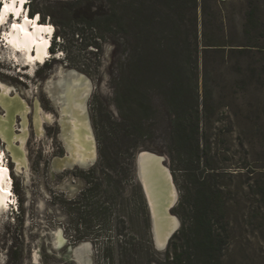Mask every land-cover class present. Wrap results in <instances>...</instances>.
I'll return each instance as SVG.
<instances>
[{"label":"rangeland","instance_id":"374dc122","mask_svg":"<svg viewBox=\"0 0 264 264\" xmlns=\"http://www.w3.org/2000/svg\"><path fill=\"white\" fill-rule=\"evenodd\" d=\"M27 1L32 16V10L38 13L66 0ZM199 2L200 43L192 59L177 48L183 45V34L164 39L160 30L167 27L148 9L154 19L148 44L161 41L168 48L148 56L150 70L130 77L132 109L120 110L117 104V90H125L128 83V76L119 72L128 50L116 32L83 28L78 36L72 30L80 26L71 20L59 38L56 25L45 16L40 23L50 24L55 32L44 62L28 66L23 54L0 47V94L7 89L0 99V120L11 103L19 107L11 115V144L0 126V151L17 201L0 214V264H177L169 250L187 241L189 258L183 264H264V0ZM208 44H220L221 49H207ZM165 64L176 72L166 73ZM171 79L179 85L176 111L165 86ZM73 104L94 146L92 163L71 160ZM196 105L200 151L187 144L182 157L190 158L181 162L176 159L178 146L172 149L168 116L175 111L188 117ZM121 113L141 129H136L133 157L125 158L131 169L124 188H116L113 181L106 184V173L114 180L120 170L102 166L97 125L118 120ZM140 150L164 159L177 192L169 214L177 218L178 229L163 248L154 244L148 204L136 175ZM65 157L72 164L64 163ZM201 212L210 220L217 246L211 254L198 243L200 230L192 228L184 237L178 233ZM58 236L64 239L60 248Z\"/></svg>","mask_w":264,"mask_h":264},{"label":"trees","instance_id":"16d2710c","mask_svg":"<svg viewBox=\"0 0 264 264\" xmlns=\"http://www.w3.org/2000/svg\"><path fill=\"white\" fill-rule=\"evenodd\" d=\"M200 0H66L56 2L57 6H47L44 10L36 13L31 11V15L36 14L40 19L48 16L49 19L56 25V36L60 38L64 28L68 26L69 21H73L77 27L72 30V33H77L83 28H91L94 30H101L104 33L116 32L124 39L128 54L125 63L120 65L119 72L128 76V83L124 84L125 90H117V104L120 110L126 108L132 109V86L133 80L130 77L136 71L150 70L153 66L152 59L148 56L156 51V53L163 52L168 48V44L159 41L157 44L152 42L148 44V36L150 25L153 22V15L148 13V9H153L157 12V20L159 24L166 26L167 30L161 35L164 39H169L174 33L183 34V45L180 48L182 56L188 59L196 58L198 56L199 35H198V7ZM55 4V5H56ZM156 5V7H154ZM134 9L136 15L130 14L129 9ZM152 15V16H151ZM70 17V18H69ZM150 24V25H149ZM138 34V35H137ZM100 38H104L100 35ZM96 44V43H94ZM156 44V46H155ZM96 48H99L95 45ZM171 46V45H170ZM179 46V44L177 45ZM207 49H221L220 44H208ZM171 48V47H170ZM152 49V51H151ZM173 50V48H172ZM166 73L171 74L176 72V68L170 65H163ZM169 66V67H168ZM177 66V65H176ZM178 67V66H177ZM166 88L171 97V108L175 110L178 102V84L171 79L165 83ZM143 94V93H142ZM146 101V106L151 108V101L148 97L143 96ZM146 97V99H145ZM145 106V105H144ZM147 107H144L145 110ZM176 111V110H175ZM173 111V115L168 116V126L171 133L172 149L176 145V159L181 162L187 161L188 157H182L184 152L181 148L190 144V150L200 151L199 134V111L198 106L194 109L188 117L178 115ZM188 125H186V123ZM141 129L140 124H136L128 119L127 115L121 113L118 120L108 119L107 124L97 125V135L99 139V151L102 166L107 171L119 168V177L112 179L110 172L106 173V184L114 182L116 188H124L123 182H126L127 174L131 169V162L125 161V158L130 160L133 157L136 148L138 133L136 129ZM128 156V157H127ZM199 159V158H198ZM115 168V169H114ZM111 169V170H110ZM189 171L188 169H185ZM115 172V171H114ZM186 222V221H185ZM195 228L200 230L203 234L198 237V243L204 247L206 251L211 254L217 250L214 241L213 230L211 228L210 220L205 216V213L193 214L187 221V225L182 226L178 232L181 236H185L186 232ZM175 234L171 237V239ZM188 242V241H187ZM182 243L180 246L174 247L172 251L169 250V258L173 263L183 264L189 258L188 243Z\"/></svg>","mask_w":264,"mask_h":264},{"label":"bare ground","instance_id":"6f19581e","mask_svg":"<svg viewBox=\"0 0 264 264\" xmlns=\"http://www.w3.org/2000/svg\"><path fill=\"white\" fill-rule=\"evenodd\" d=\"M0 2H2L0 8V31L8 23V18H13V21L9 23L7 29L1 32L2 43H0V47H5L14 54H23L24 64H28V66L34 65V63L44 62L51 52L49 51V44L53 34V27L50 24L39 27L40 16L37 14L33 17L34 20L32 19L30 21L28 18V10L24 4L27 0H1ZM13 25H16V27H13ZM6 94L7 89H2L0 99L2 100ZM15 104L17 103H11L8 106L9 113L7 117L0 120V126L5 130V133L2 130V134L10 144L12 142V132L9 130L11 115L14 110L19 108ZM19 106L22 109L24 107L22 104H19ZM76 106V104L72 106L73 116L69 122V126L71 127L70 131L73 136L71 142L72 149L70 150L71 160L72 163H92L95 157L94 146L93 144L90 145L89 135L84 132L85 128L78 117L76 118L79 112V110L75 109ZM34 119L36 126L39 127L40 116L37 110L35 111ZM20 140V146H22L23 138ZM15 153L19 156L20 149H16ZM139 169L148 197L155 241L158 246H161L164 244L168 235L177 229L179 224L177 218L169 214V210H171L176 201L177 192L172 182L170 171L164 166L163 159L160 155L143 150L139 156ZM11 183L5 156L0 151V214L7 213V207L10 204L9 201L12 200L10 195L12 192H10ZM63 245L64 239L58 236L56 238V246L60 248Z\"/></svg>","mask_w":264,"mask_h":264},{"label":"water","instance_id":"95a60500","mask_svg":"<svg viewBox=\"0 0 264 264\" xmlns=\"http://www.w3.org/2000/svg\"><path fill=\"white\" fill-rule=\"evenodd\" d=\"M144 151H149V150H144ZM142 152H143V150L138 151L137 154H136V157H135L136 175H137V177H138V179H139V182H140V184H141V187H142V190H143V193H144V196H145L146 202H147V204H148L149 213H150V219H151V228H152V234H153L154 244L156 245L157 248L165 247L166 244H167V242H168V240H169L170 237L176 232V230L178 229V227H177V229H175L174 231H172V232L168 235V237L166 238V240H165V242H164L163 245L158 246V245L156 244L155 237H154V232H153V221H152V215H151L150 206H149V202H148V197H147V193H146L145 187H144V185H143V182H142V179H141V176H140V169H139V156H140V154H141ZM64 159H66V160L64 161V163H69V164L71 163V161H70L69 159H67L66 157H65ZM163 162H164V159H163ZM71 164H72V163H71ZM61 166H62V165H61Z\"/></svg>","mask_w":264,"mask_h":264},{"label":"flooded vegetation","instance_id":"af4514ba","mask_svg":"<svg viewBox=\"0 0 264 264\" xmlns=\"http://www.w3.org/2000/svg\"><path fill=\"white\" fill-rule=\"evenodd\" d=\"M34 15L33 16H29L28 15V18L30 19V21H32V19L34 20ZM39 24V27L40 26H42V24L41 23H38ZM10 153H11V151H9ZM11 155H12V153H11ZM12 158H13V155H12ZM14 159V158H13ZM13 164H14V166H15V160H14V162H13ZM6 166H7V169H8V174H9V177L11 176L10 175V173H11V171H10V168H9V166L7 165V163H6ZM9 171H10V173H9ZM12 177H10V179H11ZM12 181V180H11ZM10 192H11V190H10ZM10 194V193H9ZM9 194H8V196H9ZM14 200V202H15V204H16V196H15V199H12L11 201H13ZM10 203V202H9ZM8 205V204H7ZM13 206V205H12ZM13 208V207H12ZM8 210V209H7Z\"/></svg>","mask_w":264,"mask_h":264},{"label":"snow or ice","instance_id":"6c2138e0","mask_svg":"<svg viewBox=\"0 0 264 264\" xmlns=\"http://www.w3.org/2000/svg\"><path fill=\"white\" fill-rule=\"evenodd\" d=\"M13 27H16V25H13Z\"/></svg>","mask_w":264,"mask_h":264}]
</instances>
